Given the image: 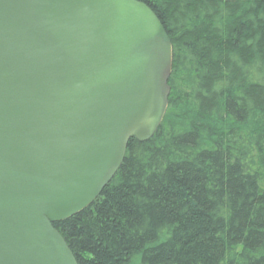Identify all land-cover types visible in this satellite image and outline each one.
Instances as JSON below:
<instances>
[{"label": "trees", "instance_id": "16d2710c", "mask_svg": "<svg viewBox=\"0 0 264 264\" xmlns=\"http://www.w3.org/2000/svg\"><path fill=\"white\" fill-rule=\"evenodd\" d=\"M172 46L163 120L52 224L77 264H264V0H135Z\"/></svg>", "mask_w": 264, "mask_h": 264}, {"label": "water", "instance_id": "95a60500", "mask_svg": "<svg viewBox=\"0 0 264 264\" xmlns=\"http://www.w3.org/2000/svg\"><path fill=\"white\" fill-rule=\"evenodd\" d=\"M172 46L135 0H0V264H77L52 224L167 108Z\"/></svg>", "mask_w": 264, "mask_h": 264}]
</instances>
